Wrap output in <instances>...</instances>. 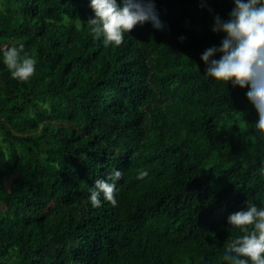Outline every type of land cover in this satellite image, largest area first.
<instances>
[{
    "label": "trees",
    "instance_id": "obj_1",
    "mask_svg": "<svg viewBox=\"0 0 264 264\" xmlns=\"http://www.w3.org/2000/svg\"><path fill=\"white\" fill-rule=\"evenodd\" d=\"M90 3L0 0V264H226L244 234L229 214L264 208L248 89L201 59L234 3L155 0L163 30L137 25L118 47L91 34ZM21 44L38 61L27 82L3 58ZM117 170V205L93 207Z\"/></svg>",
    "mask_w": 264,
    "mask_h": 264
},
{
    "label": "clouds",
    "instance_id": "obj_2",
    "mask_svg": "<svg viewBox=\"0 0 264 264\" xmlns=\"http://www.w3.org/2000/svg\"><path fill=\"white\" fill-rule=\"evenodd\" d=\"M234 8L229 19L214 16V33H224L219 47H210L202 54L206 75L216 81L247 88L246 97L258 114L255 128L264 136V0H232ZM94 17L86 24L94 38L103 37L105 46H121L126 33L137 25L151 23L163 30L155 0H91ZM184 37H181L183 40ZM24 46L10 47L3 53L4 63L13 79L27 82L36 73L37 59L23 54ZM220 53L219 59L213 57ZM148 176L141 171L137 179ZM123 172L114 171L107 179H97L91 189L93 207H101V196L113 207L117 182ZM227 223L242 233L230 239L223 252L226 264H264V208L251 201L242 210L229 214Z\"/></svg>",
    "mask_w": 264,
    "mask_h": 264
},
{
    "label": "rangeland",
    "instance_id": "obj_3",
    "mask_svg": "<svg viewBox=\"0 0 264 264\" xmlns=\"http://www.w3.org/2000/svg\"><path fill=\"white\" fill-rule=\"evenodd\" d=\"M7 259H10V257H7Z\"/></svg>",
    "mask_w": 264,
    "mask_h": 264
}]
</instances>
